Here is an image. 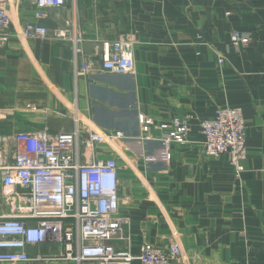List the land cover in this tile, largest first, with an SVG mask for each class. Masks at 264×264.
<instances>
[{
    "label": "crops",
    "instance_id": "obj_1",
    "mask_svg": "<svg viewBox=\"0 0 264 264\" xmlns=\"http://www.w3.org/2000/svg\"><path fill=\"white\" fill-rule=\"evenodd\" d=\"M21 2L7 5L12 36L0 47V164L15 163L21 134L71 133L76 122L121 132L124 139L91 152L119 161V215L127 223L110 241L115 250L138 256L144 244L176 241L183 255L175 264H264V0H76L43 19L35 0ZM69 21L83 35L78 64L70 43L22 35L30 23L53 34ZM233 30L250 33V44L232 47ZM124 37L136 41L134 73L105 72L104 41ZM224 107L243 111L242 173L228 156L203 154L200 125ZM142 116L154 123L148 133ZM174 117L188 119L191 130L186 143L168 148L158 127ZM1 194L0 175V216L8 211ZM61 251L30 247L31 258L48 260L18 264H73L57 257Z\"/></svg>",
    "mask_w": 264,
    "mask_h": 264
},
{
    "label": "built area",
    "instance_id": "obj_2",
    "mask_svg": "<svg viewBox=\"0 0 264 264\" xmlns=\"http://www.w3.org/2000/svg\"><path fill=\"white\" fill-rule=\"evenodd\" d=\"M0 0V47L11 39L12 16ZM76 0H35L37 17L43 19L49 8L64 7ZM25 38L51 39L70 43L76 64L84 57L83 35L75 21L53 34L43 25L30 23L22 32ZM230 44L237 51L252 41L251 34L233 30ZM135 45L129 37L104 41L102 66L107 73L131 75L135 70ZM219 64L225 65L224 55ZM143 132L153 121L140 117ZM203 154L218 159L228 156L234 170L242 173L247 158L246 123L240 108L224 107L212 120H203ZM165 146L184 144L191 130L188 119L174 117L158 127ZM123 133H98L76 122L71 133L48 132L21 134L13 165L0 164L2 197L8 211L0 216V264L46 261L31 258L30 247L58 244L57 257L73 264H175L182 257L176 241L167 246L144 244L139 255L117 251L110 241L118 239L126 219L119 211V161L116 157L94 159L91 152L98 145L124 139ZM90 157H89V155Z\"/></svg>",
    "mask_w": 264,
    "mask_h": 264
},
{
    "label": "rangeland",
    "instance_id": "obj_3",
    "mask_svg": "<svg viewBox=\"0 0 264 264\" xmlns=\"http://www.w3.org/2000/svg\"><path fill=\"white\" fill-rule=\"evenodd\" d=\"M21 5L24 7L30 6L31 0H21Z\"/></svg>",
    "mask_w": 264,
    "mask_h": 264
}]
</instances>
